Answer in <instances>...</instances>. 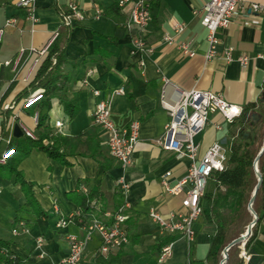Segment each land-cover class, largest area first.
<instances>
[{
    "label": "crops",
    "instance_id": "obj_1",
    "mask_svg": "<svg viewBox=\"0 0 264 264\" xmlns=\"http://www.w3.org/2000/svg\"><path fill=\"white\" fill-rule=\"evenodd\" d=\"M69 2L78 3L85 12V18L70 27L64 47L69 61L63 70L71 76L65 88L66 95L78 102L79 109L74 117H69L54 97L49 123L53 131L59 132L55 121L63 120V132L59 133L71 138L76 153L70 155L71 164L63 165L49 158L44 151L32 149L20 162V170L33 182L35 195L45 210L41 216L19 212V207L26 201L21 184L15 181L14 175L0 174V238L10 242V248L23 259V264H60L69 249L66 232L82 235L83 228L74 220L67 227H57L54 208L57 205L65 214L79 213L78 198L85 186L87 192L95 189L100 196L87 215V222L93 216L110 222V216L105 212L114 210L122 201L128 202V218L124 224L129 240L119 250L103 253L98 236H94L87 242L80 264H211L212 257L208 252L217 224L205 212L194 223L196 236L190 247L181 234L162 233L149 216L150 209L158 210L164 217L170 211L183 209L181 195L165 191L160 179L170 171L169 182L174 184L190 164L188 157L178 158L156 142L170 118L159 102L161 84L167 77L184 89L197 87L221 92L227 101L242 109L249 102H262L264 106V8L258 12L249 9L252 2L264 6V0H242L228 26L220 31V49L232 45L235 54L249 55L246 65L238 61L226 62L222 55L206 61L207 30L201 23L203 0H153V18L146 30L147 43L152 46L148 53L132 50L135 29L129 31L124 26L129 5L120 7L118 0H36L35 23L28 18L27 10L17 6L14 0H0V27H3L0 40V140L5 119L10 127V137L15 122L37 133L34 119L37 112L32 108L33 103L21 107L23 98L17 99V93L33 77L35 66L27 52L15 68L14 64L3 62L13 60L21 47L44 46L54 30L61 31L64 27L60 13ZM97 9L101 10L99 17L95 16ZM9 17L14 18V22L6 25ZM176 22L185 24L180 34L175 32ZM167 33L174 35L177 41L188 42L196 53L185 54L178 44L168 43L163 37ZM11 83L14 86L6 92ZM119 87L124 88L123 93L115 92ZM94 88L101 90L100 96L94 95ZM39 91L35 87L28 93ZM99 97L107 98L112 119L119 127L127 126L135 119L140 123L139 142L126 170L129 190L125 195L117 183L124 169L110 156L104 128L94 122L93 111ZM7 103L14 104L5 108ZM245 120H250V126L242 133V138L253 143L260 128L258 111L247 112L245 117L240 115L232 121L226 120L219 111H211L206 126L195 137L198 157L216 140L228 148L229 156L241 121ZM94 149L103 163L89 154ZM79 151L83 153H77ZM215 188L214 178L210 177L205 192L213 193ZM262 191L263 217L255 239L246 248L250 258L243 259V264H264V189ZM201 203L205 204L206 199ZM17 216L26 222L28 231L12 232ZM39 236L43 237L41 245L36 242ZM169 240L173 241L172 254L159 262V250Z\"/></svg>",
    "mask_w": 264,
    "mask_h": 264
},
{
    "label": "built area",
    "instance_id": "obj_2",
    "mask_svg": "<svg viewBox=\"0 0 264 264\" xmlns=\"http://www.w3.org/2000/svg\"><path fill=\"white\" fill-rule=\"evenodd\" d=\"M35 1L36 0H14V3L27 10V16L35 23L37 17L35 15ZM202 6L203 14L201 23L207 30V49L205 52L206 61L218 55H222L226 62L238 61L242 65H246L250 56L247 54H235V48L232 45H226L220 49L222 39L220 31L228 26L232 16L242 0H203ZM152 3L153 0H118L120 7L129 5L128 18L125 20L124 26L130 31L135 29V35L132 38V50L140 52H151L152 46L147 43L146 30L152 21ZM262 3L252 2L249 4V9L254 12L263 10ZM101 10H96L95 16L99 17ZM62 25L72 27L79 21L85 18V12L81 6L76 2H69L67 8L60 13ZM14 22V18L6 19L5 24L10 25ZM185 24L183 22H176L174 29L177 34L184 31ZM60 30L56 29L52 33L47 43L38 48L30 46L28 48L21 47L16 57L13 60H5L3 63L10 65L14 64V68L21 63L24 54L27 52L30 56L33 66H36L41 57L49 50L50 45L59 35ZM3 34V27H0V40ZM164 39L168 43H176L188 55H194L196 52L191 48L188 42L177 41L174 35L165 34ZM1 66V65H0ZM159 95V102L163 109L169 114V120L166 123L163 132L156 139L158 145L163 149L175 153L176 157H188L190 164L187 167L186 173L177 180L174 184L169 182L170 171L165 172L161 176V183L165 191L181 195V208L177 211H170L168 216H163L158 210L150 209L149 216L153 223L157 224L162 233L181 234L190 247L195 240V221L202 214L203 207L201 198L206 191V186L209 178L214 171L225 168L228 160V148L220 141L213 142L204 151L201 157H198V143L195 140L196 135L206 126L209 113L211 111H219L226 120L232 121L242 114V107L227 101L223 94L211 89H201L192 87L184 89L172 81L164 77L163 84H161ZM116 93H123L124 88L119 87L115 90ZM96 96L101 95V90L93 89ZM42 96L41 90L35 93H28L23 97L21 107H27L34 103ZM14 103H7L5 108H10ZM94 122L96 125L104 128L106 132V143L110 156L119 161L124 169V173L117 179V183L121 192L125 195L129 190V182L126 176V170L131 164L132 155L138 144L140 138V123L138 120H132L127 126H118L111 116V109L107 98L99 97L94 111ZM37 122V114L34 115ZM64 122L61 119L55 121L57 131L63 132ZM22 126V125H21ZM23 132L29 136L35 137V134L23 127ZM6 142H10V136L6 138ZM14 151V148L6 149L0 156V162L4 163L9 155ZM84 192L88 189L82 186ZM128 202L125 200L114 210L106 211L110 216V222L104 221L99 217L93 216L86 225H82L83 234L79 235L76 232L67 231L66 239L68 241V252L60 260V264H80L86 244L94 236H98L100 240V250L103 253H109L119 250L124 246L129 238L125 227V222L128 218L127 214ZM55 213H57L56 225L57 227H67L74 220L75 214H65L61 212L60 208L55 205ZM28 231L26 222L19 220L12 228L14 234ZM43 237L36 238L38 245L42 244ZM246 240L241 243L240 254L244 260H249L250 254L246 250ZM173 250V241L169 240L164 243L158 253V261L162 262L171 256ZM222 257L220 260H223ZM224 264V263H223Z\"/></svg>",
    "mask_w": 264,
    "mask_h": 264
},
{
    "label": "trees",
    "instance_id": "obj_3",
    "mask_svg": "<svg viewBox=\"0 0 264 264\" xmlns=\"http://www.w3.org/2000/svg\"><path fill=\"white\" fill-rule=\"evenodd\" d=\"M63 27L57 38L50 45L49 50L35 66L33 77L29 83L17 93V99L19 100L32 88L38 87L42 92V96L32 105V108L37 112V133H35V137L24 133L20 137L11 136L10 142L7 143L5 139L10 135L8 120L5 119L2 124L0 156L10 146L14 148V151L4 163L0 162V174L8 177L14 175L15 181L21 184L22 190L26 195V201L24 205L19 207V212H32L36 216L44 215L45 210L35 195L33 182L26 179L20 170V162L25 159L32 149L44 151L49 158L55 159L63 165L71 164L70 155H75L76 153V147L71 144V138L53 131L49 123V111L52 107V98L54 97L58 98L69 117H74L79 109L78 102L66 95L65 88L71 81V76L63 70L64 64L69 61L64 47L69 38L70 27ZM13 86L14 84L11 83L6 92L10 91ZM254 111L260 113L261 119L256 140L253 143H247L242 138V133L250 126V120L241 121L242 125L239 127L238 137H235L230 146L225 168L214 171L211 176L216 183L215 191L213 193L205 192L201 198V200L206 199L205 204L201 203L203 207L202 213L205 212L217 224V230L211 239L208 252V255L212 257L211 264H219L224 247L234 237L243 233L252 220L251 218H253L247 204L258 181V175L253 163L264 143V106H262V102L258 104L249 102L243 108L241 114L242 117H245L247 112ZM77 153H83V151ZM97 153L99 152L94 149L89 154L103 163V159L98 157ZM257 163V168L262 175L263 181L253 202V208L257 212L258 219L253 224L251 233L246 240V248L255 239L263 217L261 204L263 199L262 190L264 189V151ZM99 199V193L95 189L83 192L78 198L80 212L74 215V221L79 225H86L88 223L87 215L96 206V201ZM20 218L17 216L16 222ZM240 246L241 243H237L229 248L228 259L224 264H243ZM0 264H23V259L14 254L10 248V242L1 238Z\"/></svg>",
    "mask_w": 264,
    "mask_h": 264
},
{
    "label": "water",
    "instance_id": "obj_4",
    "mask_svg": "<svg viewBox=\"0 0 264 264\" xmlns=\"http://www.w3.org/2000/svg\"><path fill=\"white\" fill-rule=\"evenodd\" d=\"M24 129L22 128L21 124L19 122H15L13 124V127H12V135L14 137H20L22 136L25 132H23ZM264 151V143L261 147V149H259V152L254 160V166H255V169H256V173L258 175V181L256 183V186H255V189L253 191V194L249 200V203L247 204L248 205V209L249 211L252 213L253 215V218H251L252 220L250 221V223L247 225L246 227V230L241 233L239 236L233 238L223 249V260L221 261V264H223L227 259H228V250L231 246H235V244L237 243H243L245 240L248 239L250 233H251V230H252V226L253 224L257 221L258 219V215H257V212L255 211V209L253 208V202L255 200V197H256V194H257V191L258 189L260 188V185L262 184V181H263V178L261 177V173L260 171L258 170L257 168V162H258V159L259 157L261 156V154L263 153Z\"/></svg>",
    "mask_w": 264,
    "mask_h": 264
},
{
    "label": "rangeland",
    "instance_id": "obj_5",
    "mask_svg": "<svg viewBox=\"0 0 264 264\" xmlns=\"http://www.w3.org/2000/svg\"><path fill=\"white\" fill-rule=\"evenodd\" d=\"M73 232V231H72Z\"/></svg>",
    "mask_w": 264,
    "mask_h": 264
}]
</instances>
